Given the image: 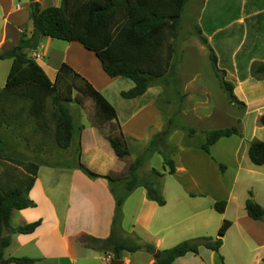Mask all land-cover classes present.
Listing matches in <instances>:
<instances>
[{"label":"crops","instance_id":"0c3cea01","mask_svg":"<svg viewBox=\"0 0 264 264\" xmlns=\"http://www.w3.org/2000/svg\"><path fill=\"white\" fill-rule=\"evenodd\" d=\"M8 1L5 4L0 1V48L3 50L13 46L21 33L29 34L32 31V23L29 18L30 2L37 1L41 8L59 6L61 2V0H15L16 2L13 5L14 0ZM227 8H229V5L225 6V9ZM252 9H255V11L249 13L248 16L261 12L260 9ZM240 19L241 17L236 18L235 21ZM243 19L242 17L244 22ZM228 25L229 23L225 26ZM221 28H216L211 32H220ZM54 40L57 39L44 36L41 38L37 49L27 53L40 65L51 81L54 80L61 63L67 64L65 52L67 54L73 47L77 51L81 50L79 45L67 41L66 46L57 45V49L53 48L57 44L53 43ZM56 51H61V56H58ZM186 52L185 49L180 64L181 87L185 95L189 84L196 79H201L203 75L200 68L197 71H191L189 61L184 57ZM192 54L194 55V53ZM204 57L209 60V56ZM9 60L11 65V59ZM91 63H94L92 59ZM70 65L76 72H80V75L88 80L100 93L101 90L112 86L114 80L124 78L120 76L111 78L103 72L100 66L103 73L99 72L100 78L97 79L85 72L84 68L86 66H83V68L77 66L76 63ZM49 73L52 74L51 77ZM98 80L102 81V85L99 84ZM237 80L238 85L235 86L234 93L243 100L246 106L245 109L238 110L237 123L241 124L243 118L248 115H253V119L256 121L261 114L255 113L254 109L259 108L262 112L264 111V79L257 80L246 76L243 80H240L237 76ZM5 81L6 78L3 86ZM133 86L134 83L132 82V86L124 91L131 89ZM152 88H155L154 98L162 92L161 87L156 88L154 85L147 88L143 95L135 98L125 99L120 95L126 101L123 106V110L126 111L125 118L122 116L124 121L122 125L119 124L122 133L131 139H142L146 143L154 135L159 134L163 128V123L159 122L161 119L156 121V118L158 119L162 115L159 110L154 108L153 101L149 99L147 102H143L141 99ZM202 89L203 92L207 93L204 85H202ZM10 107L7 128L10 129V137L12 138L17 137L18 134L16 130L19 127L18 109L12 114L11 112L16 106L10 105ZM114 109L119 123L118 109L117 107H114ZM194 110L195 108L191 107V111ZM212 114L213 111L210 110L203 116H196L197 121H201L203 118L210 119ZM33 123L30 127L37 129ZM73 124L76 128L74 120ZM79 126H81V129L75 134L77 136L75 149L77 146L79 148L78 151L74 150L76 152H72L70 145L66 149H59L54 142L52 143V140H50L51 146L50 142L43 141L42 144H36L35 148L30 151L27 142L25 143L27 154L29 152L32 154L39 153L38 158H44L45 156L53 158L57 155V158L61 160L74 159L76 161L74 164L68 165L65 163L45 164L44 169L41 165L38 166L34 183L27 193L28 199L34 203V206L13 210L9 224L11 229L38 220L40 223L31 233H17L8 230L10 241L8 246L3 249V260L10 257H26L35 260L32 264H109L110 260L113 259L111 253L100 249L98 245L91 242V239L104 240L111 233L116 208L113 188L111 183L104 178H92L86 175L77 162L102 176L122 171L125 162L116 157L108 140L96 127L91 124L86 127L81 123H79ZM37 133L42 135L39 130ZM173 133L176 135L179 131L175 130ZM221 139L210 147L211 153ZM172 141L175 145L180 143L179 140H176V136ZM2 142L3 151L7 143L3 140ZM248 143H246L245 149H242V164H238V169L231 182L226 181L224 178L227 171L226 167L223 172L219 168L222 160L211 158V153L207 154L200 149L190 150L189 154L181 152L187 154V157L196 156L202 159L204 169H202L201 177L208 179L207 186L210 187L211 192H193L200 191L199 187L201 185L198 183L193 184L195 182L193 173L185 163H174V172L170 175L175 176L176 182L167 188L162 187L165 204L160 206L149 200L142 186L134 188L122 203L120 228L123 232H117L116 238L126 239L129 237L128 235L136 233L137 236L140 235L139 237L143 242L145 241L144 243L152 244L161 251L165 248L168 249L169 246L173 247L178 241L189 237L198 238L214 235L212 231H218L221 221L226 218L229 219L231 225L222 238L218 252L199 247L197 254L186 253L184 256L176 258L172 264H264L262 260L264 257V221L252 219L246 214L244 205L248 197L242 196L241 203L234 204L236 198L233 188L239 175L244 176V172H250L264 181V164L255 166L250 162L247 156ZM52 144L54 145L52 146ZM7 147L10 155L6 158L17 159L18 149L16 144H9ZM27 158L31 159V156L28 154ZM135 159L132 157L129 160L134 161ZM145 161L137 169L139 176H141L139 171ZM152 169L145 173L148 174ZM203 189H206V187H203ZM220 199H225L226 203L223 213H218L213 208L215 200ZM253 200L264 206L263 203L261 204L259 200H256L254 194ZM138 252L140 251L137 250L131 253L123 250L119 259L122 264H133V258L135 260L138 257L136 255ZM145 254L142 258V264H153L156 258L149 255V253ZM220 256L223 263L220 261ZM0 263L3 264L1 260Z\"/></svg>","mask_w":264,"mask_h":264},{"label":"trees","instance_id":"16d2710c","mask_svg":"<svg viewBox=\"0 0 264 264\" xmlns=\"http://www.w3.org/2000/svg\"><path fill=\"white\" fill-rule=\"evenodd\" d=\"M188 1L61 0L59 6L44 8H41L37 1L30 2L29 18L32 31L29 34L21 33L13 46L0 53V60L11 59L5 85L0 88V100L10 105L21 103L20 112L26 110L36 128L42 131V135H46V138H53L55 146L59 149L68 148L75 134L81 129L79 126L75 131L69 104L71 102L82 104L84 100H90L95 108L92 125L101 132L104 126L108 125L109 131L105 138L116 157L120 160L126 159L129 156L126 138L117 122L114 107L104 96L64 62L51 81L40 65L27 53L36 50L44 36L77 42L95 55L107 76L128 78L134 83L131 89L120 93L125 99L141 96L147 88L154 85H160L165 89L171 86L174 88L179 85L180 58L177 56V37L182 11ZM260 16L261 13H256L249 17L256 24ZM202 40L205 42V39ZM209 59L228 102L238 109L245 108L244 103L233 94V83L224 78L222 69L217 68V60L212 51H209ZM249 73L257 80L263 78L264 62L254 65ZM238 77L243 80L246 74L239 73ZM176 94L181 103L183 95L179 92ZM258 121L264 127V114L259 116ZM2 124L3 122L0 121V126ZM165 124L167 129L172 122L169 120ZM176 127L195 131L194 128L182 127V125ZM202 133L205 141L199 147L207 153L219 139L240 135L236 126L206 130ZM2 144L0 138V153L3 149ZM76 150H79L78 146ZM174 150L175 146L167 142L166 136L156 134L143 152L133 162L127 164L123 175L117 173L98 175L77 162L86 175L92 178H104L113 188L116 208L111 233L104 240L91 239L92 243L104 251L111 248L109 251L113 259H119L123 250L132 253L144 249L150 254L157 251L152 244L141 242L139 237H135V243L128 244L124 239H117L116 234L122 231L120 228L122 203L134 188L142 186L149 200L160 206L165 204L160 183L163 173L152 169L147 177H140L137 169L149 154L157 152L163 157L164 165L168 168L167 173L173 174L174 162L170 156ZM247 156L253 165H263L264 141L258 139L249 141ZM39 165L40 163L28 162L25 165V178L5 173L6 183L0 184V260L3 264H32L35 261L26 257H10L3 260L2 252L8 246L10 239L8 234L1 237V231L2 225H5L6 230L10 232L31 233L39 225V220L11 229L9 224L13 210L34 206V203L28 199L27 193L34 183ZM219 168L223 172L225 166L219 164ZM225 205V201H220L214 203L213 208L218 213H223ZM244 208L250 218L264 221V206L257 204L250 192ZM230 225L229 220H224L215 238H192L158 251L159 256L153 264H172L176 258L186 253L197 254L199 247L218 252L222 238ZM219 258L223 263L222 257ZM262 260L264 262V257Z\"/></svg>","mask_w":264,"mask_h":264},{"label":"rangeland","instance_id":"374dc122","mask_svg":"<svg viewBox=\"0 0 264 264\" xmlns=\"http://www.w3.org/2000/svg\"><path fill=\"white\" fill-rule=\"evenodd\" d=\"M0 1L5 4L8 0ZM15 2L16 1L14 0L13 5L15 4ZM228 5L229 8L225 9V6ZM252 8H257L261 11L258 12L261 13V16L258 17L259 22L256 24H254V20H252L248 16L249 13L255 11V9ZM240 17V20L235 21L236 18ZM242 17L244 18V22L242 21ZM228 23L229 25L226 27L225 25ZM224 26L225 28H223ZM216 28H221L219 30L220 32H211ZM201 37L205 39V42ZM177 42V56H179L180 58L178 64L179 85H176L174 88H172L171 86L167 89L160 85H155L156 88L161 87L162 89V92L159 94V96L154 98L155 88H152L150 92H148L147 95L141 99L143 102H147L149 99H151L153 101L152 103L154 105V108L160 111L162 117H158V119L156 118V121L161 119L159 122H161V124L163 123V128L161 132H159V134L166 136L167 142L175 146V150L170 156L171 159L174 163H185L193 173L195 179V182L193 184L196 185L198 183L201 185L199 187L200 191L193 192L196 193L204 191L205 193H209L211 192V189H209L210 187L207 186L208 179L206 177H201L202 169H204L202 159L196 156L187 157V154L182 153L186 152L189 154V151L193 149H200L205 152L199 147L205 141L204 133H202L203 131L236 126L240 133L239 136L233 135L230 138H223L212 150V153L210 151V148L208 153L205 152L207 154L211 153V158L214 157L222 160V164L227 169L224 178L226 181L231 182L238 169V164H242V149L244 150L246 143L253 139L264 141V127H262L258 121L259 116L255 121L253 119V115L245 116L241 124L237 123L238 120L236 116H238V110L241 109L236 108L228 102L224 91L220 87L218 78L215 75V71L212 67L210 59L208 60L204 56H209V50L214 53L217 60V68L224 71V78L232 82L234 88L238 85L237 76L239 73L246 74L247 77L253 78L249 73L250 69L254 65L264 62V0H189L185 4L183 9V18L181 19ZM53 43H57L53 47L56 49L58 48L57 45L63 46L67 44L66 41L58 39L54 40ZM74 43L76 45H79L81 47V50L79 49V51H77L75 47H73L67 52V54L65 52V60L67 64L70 65L72 63H76V65L80 67L86 66V68L83 67L85 69V72L99 79V72L101 73L102 70L100 68L98 59L91 51L84 49L77 42ZM185 49L187 52L186 56L184 57L188 59L191 71H197L199 70V68L203 71L201 79H196L189 84L186 95L182 91L180 80L181 57L185 53ZM57 53L58 56H61L62 54L61 51H58ZM189 53H194V55H191ZM91 59L94 63H91ZM9 66V59L6 58L0 60V87H2L4 84ZM72 69L75 70L74 68ZM78 73L81 74L80 72ZM49 76L51 77L52 74L49 73ZM262 79H264V76L263 78H261V80ZM98 82L100 85H102L101 80H98ZM202 85H204L207 93H205V91L203 92ZM131 86L132 82L130 80L119 78L114 80L112 86L108 87L105 90H101V94L108 100V102L113 107H117L119 114L118 124L120 125H122V122L124 121V119L122 120V116L124 117V115L126 114V111L123 110V106L126 101L121 98L119 92L121 90L124 91ZM234 88L233 94L239 101L243 102V100L240 99L239 96H236V94L234 93ZM176 92H179L180 95H183V101L181 103L178 101V94H176ZM237 92L239 93V91ZM15 106L16 107L11 113L13 114V112L18 109L17 118L19 127L16 129L18 131L17 137L11 138V131L9 128H7L9 124L8 117L10 116L11 107L10 104L0 100V121L3 122V124L0 126V138L7 143L4 150L0 153V184L6 183L7 176L5 173L14 175L18 178H25V165L28 162L38 164L40 163L43 169L46 167L45 164L56 165L65 163L68 165L75 163L76 160L74 159H67L65 161L58 159L57 155L53 156V158H49L46 156L44 158H38L39 153L32 154L30 152L28 154L31 156V159H28V154L26 152L27 149L25 146L26 142L28 145V150L30 151L31 149L35 148L36 144H42L41 142L43 141L50 142V146V140H52V143L54 141L53 138H46V135H38V130L30 127L32 126V123L34 121L28 115L26 110L20 112V107L22 106L21 103H18ZM191 107L195 108V110L191 111ZM69 108L76 126L75 131H77L79 123L83 124L86 127L90 126V124L92 125L95 115V108L94 104L90 100H84L82 104L71 102L69 104ZM210 110L213 111L212 117L210 119L203 118V120L197 121L196 116H203ZM254 111L258 115L264 114V111L262 112L261 109L259 110V108H255ZM169 120L172 122V124L167 129H165V122H168ZM181 125L182 127L194 128L195 131L192 132L188 129L176 127ZM96 129L99 131L98 128ZM175 130L177 132L179 131V133H177L176 135L175 133H173ZM108 131L109 127L108 125H106L104 126L102 132L100 131V133L103 136H106ZM40 132L42 133V131ZM175 136L176 140H179L180 142L178 145L173 144L172 139H175ZM125 138L126 144L129 149V156H127L126 159L122 160L123 162H125L124 168L122 171L116 172L118 175H123V173H125L127 164L133 162L129 159L132 157L137 158L149 143H146L142 139H131L127 136H125ZM14 143L16 144V147L18 149V152L16 154L17 159L11 160L10 158H6L10 155L7 146ZM75 143L77 145L76 135L70 144V149L72 148V152H76L74 151L76 150ZM54 144H52V146ZM144 161L145 163L139 171L141 173L140 177H147L149 173L146 174L145 172L152 168H155V170L163 173V177L160 179L162 187L167 188L169 185H173V183L176 182L174 178L175 176L167 173L168 168L164 165L163 157L159 153L154 152L149 154L148 157L144 159ZM244 173V176L239 175L234 184L233 192L236 198V202L234 201V204L241 203L242 196L249 197V192L252 193V199L254 194L256 200H259L261 204H264V181L260 180V177L255 174H252L250 172ZM15 177L13 180H15ZM203 187H206V189H203ZM220 201H225V199H220L217 201L215 200V203ZM232 210L234 209L232 208ZM224 220L229 219L224 218L221 221L220 225ZM6 231V234H8L9 231ZM212 232L214 235H208L204 237L215 238L217 235V231L214 230ZM139 236V234L137 236V234L134 233V236L127 237L124 240L128 244L135 243V237ZM191 238L194 237L183 239L181 241H178L176 244ZM139 239L141 242H143L140 237ZM170 247L172 246H169L167 248ZM110 249L111 248H107L106 251L110 253ZM139 251L140 252L136 254L138 255V257L135 258V260L133 258V264H142V258L144 257V255H146L145 253H148L144 249H140ZM157 251H160V249H157ZM149 255L153 256V254L150 253Z\"/></svg>","mask_w":264,"mask_h":264},{"label":"water","instance_id":"95a60500","mask_svg":"<svg viewBox=\"0 0 264 264\" xmlns=\"http://www.w3.org/2000/svg\"><path fill=\"white\" fill-rule=\"evenodd\" d=\"M30 1H33V0H30ZM3 52V49H0V53ZM6 228H5V225H2V231H1V237H4L6 235ZM159 256V252L156 251L154 254H153V257L154 258H157ZM1 264V263H0ZM109 264H122V261L120 259H111Z\"/></svg>","mask_w":264,"mask_h":264}]
</instances>
